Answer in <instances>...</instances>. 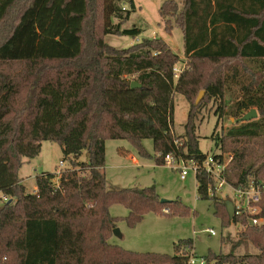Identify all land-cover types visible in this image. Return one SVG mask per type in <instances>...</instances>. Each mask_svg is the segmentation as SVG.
<instances>
[{
	"label": "trees",
	"instance_id": "trees-1",
	"mask_svg": "<svg viewBox=\"0 0 264 264\" xmlns=\"http://www.w3.org/2000/svg\"><path fill=\"white\" fill-rule=\"evenodd\" d=\"M56 1L0 0V192L11 199L0 207V264H187L193 239L175 243L173 255L112 242L120 219L110 212L114 203L127 207L130 226L151 211L188 208L180 200L162 202L155 186L109 187L106 139L128 140L144 157L151 154L142 141L151 139L157 164L169 153L203 163L208 154L200 149L195 119L204 102L220 99L218 120L238 119L255 108L256 119L236 122L213 139L222 152L234 153L225 171L230 184L264 183V0L163 2L159 12L166 31L179 27L184 34L188 67L178 75L176 65L184 60L161 37L124 49L104 40L141 34L137 26L123 27L136 9L134 0H60L61 11L53 16H63L65 27L76 26L67 38L56 22H50L55 36L45 32L44 13L53 12ZM171 18L177 26L169 24ZM208 65L218 67L209 71ZM132 81L141 87L133 88ZM234 84L239 91L226 108ZM202 89L206 96L197 105ZM176 93L190 104L182 135L173 128ZM256 138L262 151L252 160L244 147L228 146ZM44 141L57 142L71 164L59 173L41 172L37 189L27 192L19 171L40 154ZM196 177L199 198L214 201L223 226L243 225L241 238L258 249L237 254L241 239L208 260L264 264V225H252L245 212L231 219L221 194H208L215 180L203 170ZM261 204L264 208V193Z\"/></svg>",
	"mask_w": 264,
	"mask_h": 264
},
{
	"label": "rangeland",
	"instance_id": "rangeland-1",
	"mask_svg": "<svg viewBox=\"0 0 264 264\" xmlns=\"http://www.w3.org/2000/svg\"><path fill=\"white\" fill-rule=\"evenodd\" d=\"M59 1L57 0L53 6V12H50L49 8H46V12L45 10L42 12V14L45 12L46 19L47 16L49 18L45 32L55 36L57 34L56 26L50 25V22L52 24L56 22L63 27L57 26L63 37L67 38L72 35L76 26L74 28L70 24L65 27L66 21L63 16H57L56 18L53 16L55 11L56 13L61 11L60 5L58 6ZM134 1L136 9L123 27L137 26L142 30L141 34L136 37L106 35L104 40L118 49H124L140 42L142 38L161 37L184 60L176 65L177 74H180V71L188 67V59L184 54V34L179 27H175L170 32L166 31L165 25L167 23H165L159 12L160 7L166 0ZM176 1L181 3L182 0ZM126 7L131 9L130 4H127ZM180 8H182V5H180ZM171 19L172 21L169 24L172 27L177 26L174 18ZM217 67L208 65L207 70L211 71L212 68ZM20 68V66L17 67V69ZM234 91L235 93L239 91L236 84L233 86V91L228 93L225 98L226 108L230 105ZM205 96L206 92L202 100ZM219 104L220 99L205 101L203 108L195 119L197 134L200 136V149L205 154L221 152L222 150L216 145L213 136L216 137L220 133L226 134L227 130L236 124V121L233 120L234 117L228 115L218 120L215 112ZM189 108L190 104L185 96L176 93L173 125L176 135L184 134ZM142 144L151 154V157L142 156L139 150L128 140L106 139L105 172L108 186L112 188L155 186L161 199L180 200L188 208V211L177 213H168L165 210L163 212L151 211L145 214L144 218L135 226H130L126 219L129 213L127 207L120 203H114L110 207V212L113 216L120 218L117 227L120 228L123 236L119 238L114 235L111 239L112 242L128 250L173 255L175 254V243L183 239H193V249L197 257H208L212 253L221 251L228 253L233 244L242 239L240 232L243 225L233 223L228 228L224 227L222 217L215 213L214 201L199 198L196 172L190 171L188 177L182 180L179 170L166 164H157V152L151 139L143 140ZM229 145L244 147L249 160L254 159L262 151L260 138L228 142ZM80 159L83 161L88 160V153L83 152ZM62 160L65 162L63 167L60 165ZM70 164V159L65 157L62 147L57 142L44 141L40 154L31 161L25 162L19 174L25 179L24 185L27 192H33L36 190V176L38 174L43 171L59 173L62 169L70 167ZM220 194L224 201H237L236 195L229 185H225ZM8 200L9 198L6 199L5 195L0 192V207ZM210 228L214 229L217 235H211L207 232ZM235 252L237 254L257 253L258 249L251 241L242 239Z\"/></svg>",
	"mask_w": 264,
	"mask_h": 264
},
{
	"label": "built area",
	"instance_id": "built-area-1",
	"mask_svg": "<svg viewBox=\"0 0 264 264\" xmlns=\"http://www.w3.org/2000/svg\"><path fill=\"white\" fill-rule=\"evenodd\" d=\"M178 69L175 68L177 74ZM179 141H176L178 143ZM216 155L221 156L216 157ZM134 157V156H133ZM234 160V153L232 152H219L214 154H208L203 163H199L194 159H185L181 156L177 157L173 153L166 154L164 156V164L173 167L180 172V177L185 180L190 171H195L196 175L200 170L205 171L214 180V186L212 184L208 187V194L213 196L216 193H221L225 185H229L234 191L237 201H233L235 214H241L245 212L249 218V222L253 225H264V208L262 206L264 183L261 181L251 180L248 185L236 187L228 182L225 176L226 169L230 166ZM65 162H60L63 167ZM7 199V197H5ZM165 211H169L165 209ZM211 235H217V232L210 228L207 230ZM187 264H214L213 261H209L207 257H197L195 252L190 254Z\"/></svg>",
	"mask_w": 264,
	"mask_h": 264
},
{
	"label": "water",
	"instance_id": "water-1",
	"mask_svg": "<svg viewBox=\"0 0 264 264\" xmlns=\"http://www.w3.org/2000/svg\"><path fill=\"white\" fill-rule=\"evenodd\" d=\"M131 86L134 88V87H141V84L135 82V81H132L131 83ZM205 95V91L202 90L198 97H197V100H196V104L198 105L201 100L203 99ZM258 117V112H257V109L253 108L251 109L250 111H248L247 113H245L243 116L239 117L238 119H235L233 118L234 121L236 122H246V121H251L253 119H256ZM221 197V195L219 196ZM162 202H167L169 201L168 199H161ZM9 202H11V199L9 200ZM226 208H227V212L230 216V218L232 219L234 217V214H235V208H234V203L233 201L231 200H226ZM251 224L253 225V223L251 222ZM113 233L115 236L121 238L123 236L121 230L119 227H116L114 230H113Z\"/></svg>",
	"mask_w": 264,
	"mask_h": 264
},
{
	"label": "crops",
	"instance_id": "crops-1",
	"mask_svg": "<svg viewBox=\"0 0 264 264\" xmlns=\"http://www.w3.org/2000/svg\"><path fill=\"white\" fill-rule=\"evenodd\" d=\"M134 156V155H133ZM136 159V158H135ZM29 161H31V159L30 160H27L26 162H29ZM20 172V171H19ZM19 176H20V174H19ZM21 177V176H20ZM21 179H22V183L24 184L25 183V179H24V177H21ZM36 187V189H37V186H35Z\"/></svg>",
	"mask_w": 264,
	"mask_h": 264
}]
</instances>
